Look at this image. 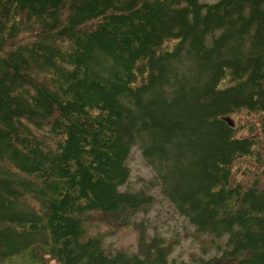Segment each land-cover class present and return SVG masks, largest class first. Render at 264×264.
I'll list each match as a JSON object with an SVG mask.
<instances>
[{
    "label": "trees",
    "instance_id": "16d2710c",
    "mask_svg": "<svg viewBox=\"0 0 264 264\" xmlns=\"http://www.w3.org/2000/svg\"><path fill=\"white\" fill-rule=\"evenodd\" d=\"M157 196L189 258L82 238ZM0 264H264V0H0Z\"/></svg>",
    "mask_w": 264,
    "mask_h": 264
},
{
    "label": "rangeland",
    "instance_id": "374dc122",
    "mask_svg": "<svg viewBox=\"0 0 264 264\" xmlns=\"http://www.w3.org/2000/svg\"><path fill=\"white\" fill-rule=\"evenodd\" d=\"M202 1L209 2V0ZM227 117L231 121H236L237 115L230 114L227 115ZM128 162L135 176L138 174L149 176L151 174L149 167L142 163L136 146L132 147ZM157 197L159 200L154 202L150 207H146L145 210H137V213L133 217L135 218L133 221H136L135 224L120 223L112 220L109 213L94 212L92 214V220L84 223L85 232L82 238H85L88 235L104 234L106 235L104 236V246L106 248H123L130 251H136L137 248L140 247L138 245L140 238L144 240L141 249L146 250L150 247L148 244L149 242L154 240V243H156L153 236H165L169 239L173 235V230L177 229L179 240L177 242H175L176 239L173 240L175 247L172 254L189 258L191 251L197 249L199 244L205 243V237L208 236L195 235L192 226L185 228L182 225L183 220L179 215L173 212L168 201L162 196ZM165 209H168L169 211H166ZM145 218L148 219V221H145ZM141 220H144V223H142ZM167 239H164L165 243L167 242ZM220 241L222 243L223 239Z\"/></svg>",
    "mask_w": 264,
    "mask_h": 264
},
{
    "label": "flooded vegetation",
    "instance_id": "af4514ba",
    "mask_svg": "<svg viewBox=\"0 0 264 264\" xmlns=\"http://www.w3.org/2000/svg\"><path fill=\"white\" fill-rule=\"evenodd\" d=\"M202 1V0H201ZM202 2H205V3H207L206 1H202ZM209 2H211L210 0H209Z\"/></svg>",
    "mask_w": 264,
    "mask_h": 264
}]
</instances>
